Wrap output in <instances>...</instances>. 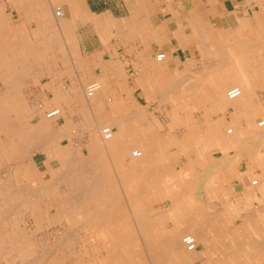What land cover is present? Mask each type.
<instances>
[{
  "label": "rangeland",
  "instance_id": "rangeland-1",
  "mask_svg": "<svg viewBox=\"0 0 264 264\" xmlns=\"http://www.w3.org/2000/svg\"><path fill=\"white\" fill-rule=\"evenodd\" d=\"M53 5L57 6V4ZM4 6L10 14L11 10L8 7L7 0L4 1ZM16 17L17 16L14 18L16 19ZM55 22L58 21L55 20ZM31 23L32 22L26 23L29 29L22 31L25 32L26 35L28 34L30 43L27 48L22 46V43L20 46H14L16 45L14 41L16 39L12 33L8 36L5 34V37L0 40V56H2L1 52L3 53L7 48L9 50L16 49V54L22 52L20 48L25 50L29 49L28 55L34 58L36 67V78H30L25 82L27 84L21 89L22 94L19 96L6 95L3 88H1V70L3 64L1 65L0 60V115L5 116L3 121L6 123V128H12V121L17 120V114L20 115V121L18 122H22L21 124L24 125L22 126L23 128L25 127V129H28L31 126L34 127L35 124L34 130L36 134H34L32 138L35 140H33L31 144L28 143L24 147V151L26 150L25 155H29L30 162L36 163L35 169L39 178L37 180L33 179L30 182L36 189L35 194L38 193V197L30 192V195L27 194L26 186H28V182L22 181L20 176L15 173L14 148L6 146L4 140L6 133L4 130L1 131L0 129V188H2L0 190V201L2 202L0 203V236L2 234L1 237L4 238L1 239L0 237V246L2 245L0 247V264H114L117 254L120 255L125 262L130 261L125 264H156L154 263V254L148 245L155 246V248L156 246L166 247L164 240L160 241V239L157 238L158 235H168L174 232L180 233L183 229L181 230L180 227L178 228L180 224L178 218L180 215L188 214L187 212L190 208L188 210L186 209L191 204L196 205V210L193 211L192 214H194L195 219L198 220L196 222L197 224L200 222L203 223L201 220L204 218H211V221H215L216 223L212 225L213 227L210 225L209 227L213 229L214 225H217V227L221 229L222 235L228 236L229 234L234 235L235 233L240 236L241 233H246L256 236V229L253 224L250 222L244 225L241 224L244 218L249 219V217H246L248 214L250 218L257 217L256 209L260 206V203L256 198L253 200L246 199L245 202L243 200L244 203H240V200L234 195L231 199L227 191L232 186L236 187V184L240 183L242 174L244 176L243 179H247V177L250 179L255 175H263L264 177V168L260 170L259 167L253 168L250 166L252 163V156L254 158H263L262 160L264 161V133L260 135V140L252 135L257 129L263 130V128H258L255 125L259 119L264 117V86L254 87L253 110L257 113L252 124L248 125L249 123L246 122V115L237 106H223L215 101L212 103L205 99L203 100L199 98L200 95L195 96L193 91L194 88L192 87H195L196 84L201 81L210 82L211 80H215L214 77L216 74L215 70L213 71L214 73H211V77H207L208 75L205 74L210 70L209 68H214L213 65H215L216 59L211 51L203 50L200 45L201 41L211 45L212 42L210 41L212 40L207 37L199 38L198 31H192L193 33L189 41H182V45L185 44V46L183 50H179V58L177 61L169 65L156 62L154 59L150 65L147 64L148 67H153L145 68L142 72L143 77L139 79V86L141 87L136 89L134 85H131V65L127 63V61L124 62L123 58L112 63L111 71L100 74L94 73L98 72L95 68L94 70H89L88 63L85 60L83 62L82 72L78 62L68 61L66 64L64 62L65 60H62V56L66 58V56L73 54V52L69 47L59 45V42L57 43L56 38L59 40V36H61L58 27H54V30L50 31H40L36 22ZM203 24L208 28L205 29L207 34L213 31L215 32V30L218 31L219 28L217 27L220 26L216 24L210 25L208 22ZM248 24L249 26L252 25L251 28L256 27L251 23ZM38 46L40 51L37 50ZM68 59H70L69 56ZM73 65H78L82 72L79 77L83 86L94 81L100 83V89L93 98H86L81 87L76 88V91L72 93L69 87L70 81H72L70 78L59 79L58 85L63 94L60 95L61 101H64L63 104L49 99V95H45L44 98L37 95L41 89L39 88V90L36 86L39 84L44 85V83L49 82L54 73L71 75L72 70H75ZM64 67H68L67 70L69 71L66 72ZM183 72H185L186 75ZM161 75H163L162 78H160ZM86 76H91L92 78L89 79L87 77L88 79H86ZM185 76L190 77L186 80ZM180 78L184 80L182 79L183 81H180ZM176 79L180 80L177 81ZM175 82H180L179 84L181 85L183 84L182 87L180 85V88L179 84L177 86ZM193 82L196 83H194L195 86ZM157 85L161 86L158 87ZM169 86L170 88H167L168 91L165 90L166 87ZM171 86L174 90H171ZM232 86L235 85H229L224 88L223 96L225 98L226 91ZM159 88L162 90L164 88V91H160ZM186 88H188L189 91L185 92L184 89ZM158 90L160 91L159 95L157 94ZM162 92L165 94V98ZM159 96H161V98ZM156 97L161 100L158 101ZM162 98L164 99L162 100ZM193 99L196 100L194 101ZM13 100H17L18 102L15 101L14 103ZM69 102H71V105ZM12 106L15 108L9 109ZM229 106L234 109L233 114L230 113L232 109L222 111ZM51 107L61 108V113L59 112L56 114L53 119H47L44 115L46 110ZM129 115L132 117L129 118ZM59 116L60 118L57 119ZM128 118L131 120L129 121ZM46 119L51 122L49 123L48 129L44 127L47 123L45 122ZM125 120H128V123H126L124 127V129H126V134L139 141L142 140L146 145L148 143L150 153L148 152V155L145 157V163L141 165L140 170L138 168L135 171L133 170L129 176L127 174L129 177L128 181H126L127 184L121 183L122 181L118 177L119 172L116 173V171H114L115 168L113 169V184L111 187L114 188V191H111H113L115 200L112 213L108 218L100 220L99 223L98 220L91 221V219L85 218L80 213L76 214L73 212V214L70 215L69 205L74 199L75 202L79 201L81 190L86 188L89 183L86 181L88 179H82L80 175V177L67 176L64 180L60 179L61 182L59 179L58 182L56 180L57 184L59 182V184H63H58V187L56 182H54L55 180L52 178L54 176L51 171L57 172L59 168L60 171L69 168V166H66V164L64 165V163L63 165L60 164L62 161L57 158L59 157L58 155L61 156L59 153H64L68 155V157L70 156L72 160H68L70 163L73 162V164H75L78 162V164H81L80 166L86 167L89 162H85V165L83 162L87 160L85 158L88 155L89 146H91L92 143L101 141L99 134L100 127L110 125L114 131V135H117L120 130L123 129L119 126H121ZM148 123L150 124L149 127H147L149 125ZM97 124H100V126L97 127ZM229 126L233 128L231 134L225 132V129ZM52 134L58 137H54ZM145 137L147 140H145ZM148 138L151 140H148ZM4 142L5 144L2 146ZM46 145L49 147H46ZM254 145H257L255 146L256 148H253ZM117 146V144L113 145V151ZM132 148L140 149L137 146ZM109 149H111V147H109ZM45 150L47 152L49 151L48 153L50 154L54 152V154L56 153L58 155L57 157L55 155L52 156L54 157L53 159ZM230 153L233 156L230 155ZM113 157L108 158L107 156V161L114 159ZM215 157H218V160L214 159ZM219 157H221V159ZM129 158L130 156L125 159L126 168L130 167V163H132L131 158ZM210 167H212L211 169H215L211 171ZM209 173L214 176L212 175L210 177ZM132 175H134L133 178L136 176L137 179L140 176L139 180L136 179V182L141 185L137 187L138 189H131V186L134 185L133 181H131ZM217 176L219 178L218 181L215 180ZM69 177H72V180H79L80 178L81 180H75L72 181L74 182L72 183ZM55 178H57V176ZM67 180L69 181L66 182ZM214 182L221 183L222 186L224 185V188L221 191H210L211 185L215 184ZM51 183H55V185ZM45 185L49 186L50 189L43 192L44 190L41 189V186ZM75 185L77 188H80V190L77 189L79 191H76ZM83 185L87 186L84 187ZM7 186H13L12 189H15L14 192L20 190V195L14 193L11 187L7 188ZM52 186L56 188L54 189ZM3 189L4 191H2ZM258 191L259 190H257L256 194L259 197L257 198L264 201V193ZM30 199L35 200L34 206L32 205L33 201ZM81 199L82 198H80V201ZM61 202L63 204L67 203L68 205H61L59 208L58 205ZM202 215L206 216L202 217ZM258 222L264 223V219L260 217ZM12 227H14L13 230L11 229ZM147 231L150 232L147 233ZM213 231L214 230H212V234ZM185 232L181 233L180 237L184 234H192L189 231ZM16 235L19 237L18 240L20 242L16 240L19 244L15 242ZM121 235L128 238L122 239L120 237ZM108 236H110L113 241H111V238H108ZM146 236L148 237L146 238ZM69 238L72 240L71 245L70 242H68L70 241ZM135 239L138 244H134L136 241ZM142 241L144 243H142ZM236 241L237 243L240 242V237L237 238ZM67 243L73 246H65L68 245ZM109 243L116 244L117 247H115L116 255H111L109 262H107L108 257L105 252V247ZM234 245L233 248L237 249V245ZM67 247L70 249L69 251H67ZM165 249L167 250V248ZM71 250L72 253L70 252ZM191 250L194 254L191 258L187 257V254H181L182 258H180L177 254L175 255L170 250H167L168 254L166 261H163L164 263L158 262V264H210L218 259V257L222 258V255H216L214 252L211 253L208 249L206 250L204 242L198 239L197 248L195 247ZM20 253L22 254L21 256ZM68 254L70 255L68 256Z\"/></svg>",
  "mask_w": 264,
  "mask_h": 264
},
{
  "label": "bare ground",
  "instance_id": "bare-ground-1",
  "mask_svg": "<svg viewBox=\"0 0 264 264\" xmlns=\"http://www.w3.org/2000/svg\"><path fill=\"white\" fill-rule=\"evenodd\" d=\"M45 1V0H44ZM1 2V1H0ZM47 3V1H45ZM40 3H44L43 1ZM12 4V3H11ZM48 4V3H47ZM41 5V4H40ZM17 6V5H16ZM27 6V5H26ZM52 6V5H51ZM66 6V5H65ZM1 7V5H0ZM27 8V7H26ZM51 9V8H50ZM137 9V8H136ZM149 9V8H148ZM147 9V10H148ZM3 10V9H2ZM158 11V10H157ZM209 12V9H208ZM51 13L50 17L54 15V20H57L58 22L60 21V15H61V11L58 8V6H52V9L48 12ZM152 14V12H151ZM198 14V12H197ZM5 15V14H4ZM197 16V15H195ZM148 17V16H147ZM194 17V16H193ZM21 19V18H20ZM251 19V18H250ZM8 20V19H7ZM18 20V19H17ZM32 20V19H31ZM199 20V19H197ZM6 21V20H5ZM11 21V20H10ZM192 21V18H191ZM3 22V21H2ZM66 22V21H65ZM193 22H196L195 20ZM198 22V21H197ZM237 22V21H236ZM8 23V22H7ZM12 23V22H11ZM43 23V21H42ZM188 23V22H187ZM248 23L253 24L254 26H256L255 28H251L252 25L249 26ZM10 24V22H9ZM40 24V23H39ZM199 24H201L200 26L197 27V25H195L197 27V29L195 28V31H198V36L199 38L202 37H207L209 39H211L212 42L211 45L205 44L202 41L200 42L203 50L206 51H211L212 54L215 56L216 59V63L214 66V68H209L210 70H208V72H206L205 74H207V77H211V73H214L213 71L215 70V80H211L210 82H204L201 81L200 83L196 84L195 82H193L195 87L194 88V93L195 96H199V98L201 99H205L207 101H210L212 103L217 102L218 104H222L224 105H235V107L237 106L247 117V123H249L248 125L252 124V121L254 119V117L256 116L257 112H254L255 110H253V103H254V93H255V89L254 87H262L264 86V12H262L257 18L256 20L252 23V22H245L244 24L240 25L239 27H237L236 29H219L218 31L215 30V32H211L210 34H207L205 31V29H208L205 24L199 22ZM211 24V23H210ZM51 25V24H50ZM65 25V24H64ZM186 25V24H185ZM30 26V25H29ZM53 26V25H51ZM156 26V24L154 25ZM159 26V25H158ZM253 26V27H254ZM38 27V26H37ZM58 27V26H57ZM65 27V26H64ZM157 27V26H156ZM162 27V26H161ZM52 28V27H51ZM163 28V27H162ZM53 29V28H52ZM214 29V28H213ZM48 30V29H47ZM59 30V29H58ZM41 31V30H40ZM44 31V30H43ZM50 31V30H48ZM71 31V30H70ZM158 32V31H157ZM159 33V32H158ZM44 34V33H42ZM47 34V33H45ZM195 35V33H194ZM42 36V35H41ZM44 36V35H43ZM189 36V35H188ZM11 37V36H10ZM16 37V35H15ZM185 37V36H184ZM195 37V36H194ZM1 38V37H0ZM13 38V37H11ZM17 38V37H16ZM191 38V36H190ZM18 39V38H17ZM179 39V38H178ZM20 40V39H19ZM187 40V39H186ZM134 41V40H133ZM17 42V40H16ZM35 42V41H34ZM199 42V41H198ZM58 43V41H57ZM43 44V43H42ZM23 45V44H22ZM15 46V45H14ZM31 46V45H30ZM184 48V47H183ZM200 48V47H199ZM32 49V48H31ZM11 50V49H10ZM35 50V48H34ZM37 50H39V46L37 47ZM40 51V50H39ZM42 51V50H41ZM226 51V52H225ZM129 52V51H128ZM2 53V52H1ZM25 53V52H24ZM36 53V52H35ZM40 53V52H39ZM163 53V52H162ZM29 54V53H28ZM161 53H158L155 55V61L156 62H160L162 63V61L166 58L165 53L164 56L161 59H158V55H160ZM17 56V55H16ZM1 58V56H0ZM39 58V57H38ZM193 58V57H192ZM4 58L0 59L1 60V65L3 64V60ZM208 59V58H207ZM202 60V59H201ZM200 60V61H201ZM97 61V60H96ZM203 61V60H202ZM213 61V59H212ZM197 62V61H196ZM83 63V62H82ZM164 63V62H163ZM200 64V63H199ZM213 64V63H212ZM48 65V64H47ZM34 66V65H33ZM153 66H150L149 68H151ZM210 67V66H208ZM161 68V67H160ZM43 69V68H42ZM166 69V68H165ZM191 69V68H190ZM193 70V69H192ZM21 71H25V68H22ZM151 71V70H150ZM160 71V70H159ZM168 71V70H166ZM165 71V72H166ZM198 71V70H197ZM3 72V70H2ZM4 73V72H3ZM185 73V72H183ZM198 73V72H197ZM168 74V73H167ZM173 74V73H172ZM184 75V74H183ZM186 75V73H185ZM153 77V76H152ZM163 75L160 76V78H162ZM172 77V76H171ZM183 77V76H182ZM186 80L188 77L190 76H185ZM218 77V79H217ZM213 78V79H214ZM168 79V78H167ZM174 79V77H173ZM181 79V80H180ZM180 81H183V78H180ZM183 79V80H182ZM191 79V78H189ZM177 80V79H176ZM177 80V81H179ZM247 80H251V81H247ZM200 81V80H198ZM27 82V81H26ZM92 83V82H90ZM89 83V84H90ZM94 83L97 84V88L95 89V91L93 92V94L91 96L87 95V92L85 90V88L83 89V94L85 95L86 98L90 99L93 98L96 93L99 91L100 89V83L94 81ZM180 83V82H179ZM177 82H175V84H178ZM163 84V83H162ZM161 84V85H162ZM159 85V86H161ZM181 84H179L180 87ZM183 85V84H182ZM181 85V87H182ZM229 85H235L232 86L231 88H229L226 91V98L223 96V91L224 88L229 86ZM158 86V85H157ZM158 86V87H159ZM175 86V87H177ZM63 87V86H62ZM154 87V86H153ZM163 87V86H162ZM172 87V86H171ZM180 87V88H181ZM187 87V86H185ZM238 88L240 90L239 95H237L234 98H229L228 96V91L232 88ZM6 88V87H5ZM166 87L165 90H167ZM184 88V87H183ZM190 88V87H189ZM4 89V88H3ZM22 89V88H21ZM64 89V88H63ZM160 89V88H159ZM187 89V90H186ZM184 89L185 92L189 91L188 88ZM191 89V88H190ZM264 89V88H263ZM32 90V89H31ZM65 90V89H64ZM162 89H160L161 91ZM171 90H174V88L172 87ZM261 90V89H260ZM258 90V91H260ZM159 90L157 91L158 95H159ZM164 91V88L163 90ZM168 91V90H167ZM180 91V90H179ZM262 91V90H261ZM3 92V91H2ZM1 92V93H2ZM73 92V90H72ZM173 92V91H172ZM184 92V93H185ZM67 93V92H66ZM167 93V92H166ZM183 93V94H184ZM68 95V94H66ZM162 95L165 98V94L162 92ZM25 97V96H24ZM69 97V96H68ZM161 98V96H159ZM261 97V96H260ZM157 98V97H156ZM162 98V100L164 99ZM198 98V99H199ZM21 99V98H19ZM158 99V98H157ZM197 99V100H198ZM22 100V99H21ZM161 100V99H160ZM158 99V101H160ZM172 100V99H171ZM194 101L196 99H193ZM36 101V100H35ZM174 101V100H173ZM15 102V101H14ZM18 102V101H16ZM105 102V101H104ZM26 104V103H24ZM33 104V103H32ZM37 105V104H36ZM39 105V104H38ZM34 106V105H33ZM77 106V105H76ZM160 106V105H159ZM165 106V104H164ZM163 106V107H164ZM188 106V105H187ZM261 106V105H260ZM74 107V106H72ZM167 107V105H166ZM262 107V106H261ZM31 108V106H30ZM35 108V107H34ZM37 108V107H36ZM75 108V107H74ZM86 108V107H85ZM89 108V107H88ZM168 108V107H167ZM77 109V108H76ZM232 109V111H230V113L233 114L234 109L229 106L224 108L222 111L224 110H230ZM54 111L57 110V113H54L52 116H48L47 112L50 111ZM221 110V109H220ZM23 111V110H22ZM61 113V108H51L49 110H47L45 112L44 117L47 119H53L56 114ZM182 112V111H181ZM137 113V112H136ZM132 114V113H130ZM259 115V113H258ZM19 114H17V120H13L12 121V128H6V123H4V119L5 116H1L0 115V129L1 131L4 130V132L6 133L5 135V142H6V146L7 147H12L14 148V159H15V173H17L20 178L22 179V181H27L28 182V186H26L27 189V194H29V192L31 194H35V188L33 187V185L31 184V180L33 179H38V175H37V171L35 169V164L33 162H30V157L29 155H25L26 150L24 151V147L29 143L31 144L33 142L32 139L34 137L35 130V124L34 127H29L28 129H25V127L23 128L22 126H24L23 124H21L22 122H18L20 121L19 119ZM261 116V115H260ZM127 117V116H126ZM132 116L129 115V118H131ZM213 117V116H212ZM262 117V116H261ZM121 118V117H120ZM123 118V117H122ZM128 118V120H129ZM45 122H47L45 124L44 127H47L45 129H48L49 127V120H47ZM113 119V118H112ZM127 119V118H126ZM242 119V118H241ZM128 120L123 121L124 123L122 124L121 122V129L120 132L117 135H114V131L112 129V127L110 125H106V126H102L99 129V134L101 137V141L99 142H95L92 143L91 146H89L88 150V155L85 159H87L86 161H84V165L85 162H89V164L86 167L80 166L81 164L78 162L73 164L70 163L71 157L69 158L68 155L64 154V153H59L61 154H54V152H52L51 154L48 153L46 150V152L48 154L52 156H56L57 155L59 157H57L59 160L62 161V164L64 163V165L66 164V166L68 165L69 168L65 169L63 171L57 170V172H52L53 176L52 177L56 182H58V179L60 181V179L67 178V176H78L82 179L86 178L88 180L87 183L88 186L86 187L85 185H83L86 188H83V190H81V201L79 198V201L75 202V199L73 202H71V204L69 205V213L70 215L73 214V212L80 213L82 214L85 218L91 219V221H97L100 223V220L102 219H106L108 218L111 213H112V208L114 205V196H113V191L114 188H112V184H113V169L115 168L114 171L119 172L118 177L120 178V180L122 181L121 183L127 184L126 181H128V176L131 174V172H133V170L135 171L136 169L139 168L141 165H143L146 161L145 157L148 155L149 152V146L148 143L147 145L145 144V142H143L142 140H137L135 138H133L132 136H128L125 132L126 129H124L125 124L128 123ZM131 120V119H130ZM129 120V121H130ZM226 120V119H225ZM193 121V120H192ZM134 122V121H133ZM242 122V121H241ZM15 123V124H14ZM41 123V122H40ZM103 123V122H102ZM147 123V122H146ZM101 124V123H100ZM100 124H97V127L100 126ZM149 124V123H148ZM147 124V125H148ZM207 124V123H206ZM232 124V123H231ZM243 124V123H242ZM150 124L147 126L149 127ZM233 126V125H232ZM256 127L258 128H263L264 130V117L259 119L256 122ZM42 127V126H41ZM135 127V126H134ZM5 128V129H4ZM104 128H109L110 134L111 136L106 138L104 136L103 133V129ZM136 128V127H135ZM36 129V128H35ZM86 129V128H85ZM151 129V128H150ZM87 130V129H86ZM132 130V129H131ZM227 134H231L233 132V128L232 127H227L225 129ZM263 130L261 129H257L256 131L253 132V136L257 137L258 140L260 135H262ZM45 131V130H44ZM43 131V133H44ZM40 132V131H39ZM178 132V131H177ZM239 132V131H238ZM41 133V132H40ZM55 133V132H53ZM2 135V134H1ZM54 136V134H52ZM154 136V135H153ZM52 137V136H51ZM54 137H58V136H54ZM148 137V136H147ZM152 137V136H151ZM146 138V137H145ZM229 138V137H228ZM247 138V137H246ZM50 139V138H47ZM53 139V138H52ZM140 139V138H139ZM242 139V138H241ZM256 139V138H255ZM264 139V138H263ZM55 140V139H54ZM120 140V141H119ZM147 140V138L145 139ZM148 140H151L148 138ZM45 141V140H44ZM48 141V140H47ZM50 141V140H49ZM255 141V140H254ZM2 143V146L5 144ZM42 142V141H41ZM120 142V143H119ZM241 142V141H240ZM253 142V141H252ZM256 142V141H255ZM38 144V143H37ZM48 144V143H47ZM117 144L118 146L114 149L113 151V145ZM153 144V143H152ZM217 144V143H216ZM255 144V143H254ZM257 144V143H256ZM264 144V143H263ZM150 145V144H149ZM199 145V144H198ZM230 145V144H229ZM259 145V144H258ZM261 145V144H260ZM34 146V145H33ZM44 146V145H43ZM137 146L140 149H133L132 147ZM175 146V145H174ZM228 146V145H227ZM232 146V145H231ZM254 145L253 148H256ZM32 147V146H31ZM46 147H49L46 145ZM109 147H111V149H109ZM152 147V146H151ZM263 148V147H262ZM162 149V148H161ZM171 149V148H170ZM228 149V148H226ZM241 149V148H240ZM251 149V148H250ZM261 149V148H260ZM12 150V149H11ZM48 150V149H47ZM148 150V151H147ZM166 150V149H165ZM214 150V149H213ZM253 150V149H251ZM256 150V149H255ZM254 150V151H255ZM151 151V150H150ZM163 151V150H162ZM198 151V150H197ZM237 151V150H236ZM37 152V151H36ZM29 153V152H28ZM139 153V154H137ZM150 153V152H149ZM255 153V152H254ZM27 154V153H26ZM46 154V153H45ZM47 154V155H48ZM239 154V153H238ZM252 154V153H251ZM230 155H232L230 153ZM241 155V154H239ZM256 155V154H254ZM107 156L108 158H113L114 159H110V161H107ZM130 156L132 163H130V167H125V159ZM233 156V155H232ZM231 156V157H232ZM244 156V155H243ZM201 157V156H200ZM222 157V156H221ZM221 157H219L221 159ZM47 158V157H46ZM54 159V157H52ZM129 158V159H130ZM224 158V157H223ZM233 158V157H232ZM9 159V158H8ZM84 159V160H85ZM218 160V157L214 158ZM229 159V158H228ZM263 159V158H262ZM259 157H253L252 156V163L250 166H252L253 168H258L261 170H263L264 168V161ZM27 160V161H26ZM45 160V159H44ZM13 161V160H12ZM72 161V160H71ZM213 161V160H212ZM233 161V160H231ZM250 161V159H249ZM9 162V161H8ZM218 162V161H217ZM221 163V162H220ZM212 164V163H211ZM225 164V163H224ZM129 166V164H128ZM222 166V165H221ZM161 167V166H160ZM196 167V166H195ZM74 168V169H73ZM76 168V169H75ZM87 168V169H86ZM204 168V167H203ZM212 167H210L211 169ZM225 168V166H224ZM56 169V168H55ZM79 169V170H78ZM81 169V170H80ZM207 169V168H206ZM215 169V168H213ZM211 169V171L213 170ZM79 171V172H77ZM224 171V170H223ZM164 172V171H163ZM204 172V171H203ZM215 172V171H214ZM222 172V171H221ZM249 172V171H248ZM14 173V175H15ZM161 173V172H160ZM213 173V172H212ZM218 173V172H217ZM128 174V176H127ZM159 174V173H158ZM163 174V173H162ZM211 174V173H209ZM230 174V173H229ZM9 175V174H8ZM80 175V176H79ZM160 175V174H159ZM7 176V175H6ZM12 176V175H11ZM57 176V178H55ZM134 175H132V180L134 185L131 186V189H138L137 187L141 186L139 185L138 182H136L137 180L140 179V176L137 177L135 176L133 178ZM208 176V175H206ZM205 176V177H206ZM229 176V175H228ZM249 176V175H248ZM260 176V178H259ZM259 176H253L252 178H248L247 179H243V174H242V178L240 180L239 184H236V187L232 186L231 188L228 189L227 194L232 197H236L238 200H240V203H244L246 199H257L258 202L260 203V206H258V208L256 209V218H250V215L248 214L249 219L244 218L243 223L241 225H244L245 223L250 222L251 224H253L254 228L256 229L255 233L256 236H252L250 234H246V233H241L240 236H238L237 234L234 233V235L229 234L227 235H222L221 229H219L217 227V225H214V228L211 229L210 226H212L214 223H216L215 221H211V218H204L201 221L203 223H199L197 224L196 222L198 221L197 219H195V215L192 214L193 211L196 210V205L195 204H191L187 207L186 210H188V214H183L179 216V221L180 224L178 225V228L180 227V229L182 231H180V233H170L168 235H158V239L164 240L166 247H161V246H150V244L148 245V247L151 249V251L153 252V256H154V263L158 264V262H165L166 261V257H167V250L171 251L173 254H177L180 258L181 254H187V257L193 256V251L191 249H188L187 244L184 242L183 238L186 237L187 235H190L191 237L194 238L195 240V246L197 248V239L204 242L205 244V248L206 250L208 249L211 253H215L216 255H222V258L216 259L213 263L210 264H264V223H259V219L261 217V219H264V201L259 197L256 193L257 190H259L260 192L264 193V177L263 175H259ZM72 177H69L71 179L70 182L78 180V179H73ZM150 177V176H149ZM193 177V176H191ZM209 177V176H208ZM206 177V178H208ZM11 178V177H10ZM81 178L79 180H81ZM117 178V177H116ZM145 178V177H144ZM230 178V177H229ZM239 178V177H238ZM52 179V181H53ZM69 179V180H70ZM118 179V178H117ZM137 179V180H136ZM142 179V178H141ZM189 179V178H188ZM218 176L215 179L216 181H218ZM12 180V179H11ZM66 180V179H65ZM69 180H67L66 182H68ZM78 180V181H79ZM229 180V179H228ZM6 181V180H5ZM13 181V180H12ZM47 181V180H46ZM78 181H77V185H78ZM118 181V180H116ZM192 181V180H191ZM225 181V180H224ZM43 182V181H42ZM56 182V185H58ZM69 182V183H70ZM84 182V180H83ZM150 182V181H149ZM211 182V181H210ZM221 182V181H220ZM18 183V182H17ZM53 183V182H52ZM51 183V184H52ZM63 183V182H62ZM74 183V182H72ZM85 183V182H84ZM120 183V184H121ZM138 183V184H137ZM153 183V182H152ZM205 183V182H204ZM213 183V182H211ZM226 183V182H225ZM5 184V183H4ZM14 184V183H13ZM48 184L50 185V183L48 182ZM81 184V183H80ZM201 184V183H200ZM199 184V185H200ZM221 184V183H220ZM10 185V184H9ZM19 185V184H17ZM52 185H55L52 184ZM59 185H63V184H59ZM58 185V187H59ZM82 185V184H81ZM80 185V186H81ZM5 186V185H4ZM3 186V187H4ZM16 186V185H15ZM22 186V185H21ZM20 186V187H21ZM24 186V185H23ZM66 186V185H65ZM72 186V185H71ZM82 186V187H83ZM228 186V185H227ZM11 186H7V188H10ZM13 187V186H12ZM11 187V189H12ZM53 187V186H52ZM69 187V186H67ZM76 187V191H79L80 188L75 185ZM81 187V189H82ZM119 187V186H118ZM151 187V186H150ZM159 187V186H158ZM208 187V186H206ZM54 188V187H53ZM56 188V187H55ZM54 188V189H55ZM72 188V187H70ZM121 188V187H120ZM125 188V187H124ZM197 188V187H196ZM203 188V187H202ZM2 188H0L1 190ZM19 189V188H18ZM41 189L44 190L43 192H46L47 189L49 190L50 187L45 185V186H41ZM79 189V190H77ZM152 189V188H151ZM13 190V189H12ZM113 190V191H111ZM122 190V189H121ZM131 190V191H132ZM4 191V189L2 190ZM9 191L11 192V190L9 189ZM15 191V189L13 190V192ZM23 191V190H21ZM63 191V190H62ZM150 191V190H149ZM204 191V190H203ZM258 191V192H259ZM41 192V191H40ZM42 192V194H43ZM56 192V191H55ZM59 192V190H58ZM75 192V191H74ZM112 192V193H111ZM137 192V191H136ZM14 193H18L20 195V190ZM48 193V192H47ZM73 193V192H72ZM168 193V192H167ZM241 193V194H240ZM38 193H36L35 195L37 196ZM70 194V193H69ZM79 194V193H78ZM118 194V193H117ZM135 194V192H134ZM194 194V193H193ZM32 195V196H33ZM34 195V196H35ZM76 195V194H75ZM149 195V194H148ZM234 195V196H233ZM243 195V196H242ZM47 196V194H46ZM117 196V195H116ZM133 196V195H132ZM131 196V197H132ZM38 197V196H37ZM76 197L78 198V196L76 195ZM142 197V196H141ZM150 197V196H149ZM200 197V195H199ZM33 198V197H32ZM244 198V199H243ZM12 199V198H11ZM15 199V198H14ZM17 199V198H16ZM34 199V198H33ZM73 199V198H72ZM120 199V198H119ZM140 199V198H139ZM13 200V199H12ZM32 200V199H30ZM70 200V199H69ZM204 200V199H203ZM237 200V201H238ZM244 200V202H243ZM28 201V200H27ZM32 205L34 204L35 200H32ZM5 202V201H3ZM7 202V201H6ZM26 202V201H25ZM0 203H2L0 201ZM14 204V202H13ZM26 204V203H25ZM246 204V203H245ZM10 205V204H9ZM19 205V204H18ZM61 205H65L67 206V203H60L58 205V207L60 208ZM257 205V204H256ZM262 205V206H261ZM4 206V205H2ZM34 206V205H33ZM57 206V205H56ZM64 206V207H65ZM207 206V205H206ZM218 206V205H217ZM6 207V206H5ZM257 207V206H256ZM4 208V207H3ZM209 208V207H208ZM218 208V207H217ZM252 208V207H251ZM250 208V209H251ZM255 208V206H254ZM7 209V208H6ZM5 209V210H6ZM18 209V208H17ZM198 209V208H197ZM210 209V208H209ZM220 209V208H219ZM218 209V210H219ZM234 209V208H233ZM254 210V209H252ZM4 211V210H2ZM12 211V210H11ZM51 211V210H50ZM164 211V210H163ZM213 211V210H212ZM222 211V210H221ZM19 212V211H18ZM142 212V211H141ZM211 212V211H210ZM223 212V211H222ZM225 212V210H224ZM4 213V212H3ZM6 213V212H5ZM49 213V212H48ZM52 213V212H51ZM157 213V212H156ZM251 213V212H250ZM1 214V213H0ZM4 215V214H3ZM224 215V214H223ZM227 215V214H226ZM14 216V215H13ZM206 216V215H202ZM254 216V215H253ZM1 217V216H0ZM255 217V216H254ZM259 217V218H258ZM14 218V217H13ZM197 218V217H196ZM223 218V217H222ZM221 218V219H222ZM155 219V218H154ZM217 219V218H216ZM1 220V219H0ZM7 220V219H5ZM4 220V221H5ZM9 220V219H8ZM112 220V219H111ZM224 220V219H223ZM234 220V219H233ZM3 221V222H4ZM26 221V220H25ZM211 221V222H210ZM16 222V221H15ZM82 222V221H81ZM108 222V221H107ZM167 222V221H166ZM2 223V222H1ZM221 223V222H220ZM8 224V223H7ZM110 224V223H109ZM263 224V225H262ZM10 225V224H9ZM12 225V223H11ZM121 225V224H120ZM124 225V224H123ZM168 225V224H167ZM14 226V225H13ZM18 226V225H17ZM162 226V225H161ZM6 227V226H5ZM19 227V226H18ZM160 227V225H159ZM213 227V226H212ZM217 227V228H216ZM241 227V226H240ZM3 228V227H1ZM14 227H12L11 229L13 230ZM101 228V227H100ZM121 228V227H120ZM244 228V226H243ZM22 229V228H20ZM152 229V228H151ZM218 229V230H217ZM6 230V229H5ZM19 230V229H17ZM144 230V229H143ZM212 230L213 234H212ZM7 231V230H6ZM20 231V230H19ZM160 231V230H159ZM169 231V230H168ZM185 231H189L192 234H184L180 237L181 233L185 232ZM1 232V231H0ZM3 232V231H2ZM13 232V231H12ZM11 232V233H12ZM150 231H147V233ZM161 232V231H160ZM224 232V231H223ZM16 233V232H15ZM138 233V232H137ZM186 233V232H185ZM226 233V232H224ZM110 234V233H109ZM155 234V232H154ZM227 234V233H226ZM8 235V234H7ZM150 235V233H149ZM2 236V234H1ZM0 236V237H1ZM15 236V235H14ZM13 236V237H14ZM17 236V235H16ZM12 237V238H13ZM60 237V236H59ZM122 239L124 238H128L126 236H120ZM141 237V236H140ZM148 236H146L147 238ZM240 237V242L237 243L236 239ZM3 237H1L2 239ZM108 238H111L110 236H108ZM4 239V238H3ZM19 237H15V242H17L16 240H18ZM228 239V240H227ZM56 240V239H55ZM70 241V245H71V241L72 240L69 238ZM103 240V239H102ZM111 241H113V239H110ZM136 240V239H135ZM1 241V240H0ZM19 241V240H18ZM141 241V238H140ZM3 242V241H2ZM20 242V241H19ZM159 242V241H158ZM232 242V243H231ZM5 243V242H4ZM142 243H144L142 241ZM3 244V243H2ZM16 244H19L18 242ZM65 244V243H64ZM68 245L65 246H69V243H67ZM134 244H138L137 240L134 242ZM234 244L237 245V249H234L233 246H235ZM239 245V247H238ZM2 246V245H1ZM0 246V247H1ZM203 246V245H202ZM115 247H117L116 244H112L109 243L106 247H105V252L107 254V262H109V258L111 255H116V249ZM185 251H184V249ZM199 247V246H198ZM75 248V247H74ZM167 248V250L165 249ZM241 248V250H240ZM68 249V247H67ZM70 249H68L67 251H69ZM150 251V252H151ZM23 252V251H22ZM72 253V250L70 251ZM44 253V252H43ZM48 254V253H47ZM67 254V253H66ZM75 254V253H74ZM148 254V253H147ZM202 254V253H201ZM214 254V255H215ZM22 254L20 253V256ZM24 255V254H23ZM46 255V252H45ZM44 255V256H45ZM70 254H68L69 256ZM171 255V254H170ZM197 256V255H196ZM238 259H237V257ZM24 257V256H23ZM171 257V256H170ZM213 257V256H212ZM224 257V258H223ZM73 258V257H72ZM75 258V257H74ZM81 258V257H80ZM172 258V257H171ZM176 258V257H175ZM76 259V258H75ZM149 259V258H148ZM174 260V259H173ZM190 260V259H189ZM194 260V259H193ZM26 261V260H25ZM208 261V260H207ZM67 262V261H66ZM130 262V261H128ZM125 262L123 260V258L117 254V257L114 261V264H125L128 263ZM163 262V263H164ZM188 262V261H187ZM34 263V262H33ZM131 264V263H129ZM188 264V263H187ZM190 264V263H189Z\"/></svg>",
  "mask_w": 264,
  "mask_h": 264
},
{
  "label": "crops",
  "instance_id": "crops-1",
  "mask_svg": "<svg viewBox=\"0 0 264 264\" xmlns=\"http://www.w3.org/2000/svg\"><path fill=\"white\" fill-rule=\"evenodd\" d=\"M0 1V40L5 34L8 36L12 33L17 40H14L15 46L22 43L27 48L30 43L28 34L22 32L29 29L26 23L36 22L39 30L46 31L58 26L61 36L56 41L73 52L68 55L70 59L62 56L66 64L68 61L78 62L83 72L82 62L86 60L88 69L95 68L98 72L94 73L100 74L111 71L112 63L123 58L124 62L131 65V85L136 89L141 87L139 79L143 77L142 72L148 67L147 64L153 62L156 54L165 53L166 58L162 61L164 64L170 65L178 60V52L185 46L182 41L190 40L192 31L201 25L199 22L233 30L245 22L253 23L264 12V0H45L48 4L44 0H7L11 10L9 14L4 6L5 0ZM53 4H57L61 11L59 22H55L50 17L51 13H48ZM20 50L22 52L16 54V49L7 48L1 53L0 59L4 58L1 88H4L6 95L19 96L22 94L21 88L27 84L25 82L36 78L35 60L28 55L29 49ZM73 66L75 70H72L71 75L54 73L49 82L36 86L41 89L37 95L43 98L49 95V99L63 104L60 97L63 94L58 85L60 78L72 79L73 82L69 84L71 91L75 92L76 88L81 87L83 92L85 86L79 77L82 72L78 65ZM22 68L25 71L19 72ZM64 69L69 71L68 67ZM14 108L12 106L9 109ZM214 183L210 191H221L224 188V185Z\"/></svg>",
  "mask_w": 264,
  "mask_h": 264
},
{
  "label": "built area",
  "instance_id": "built-area-1",
  "mask_svg": "<svg viewBox=\"0 0 264 264\" xmlns=\"http://www.w3.org/2000/svg\"><path fill=\"white\" fill-rule=\"evenodd\" d=\"M164 56L163 53H161L160 55H158V59H161L162 57ZM97 88V84L92 82L90 84H88L85 88L86 92H87V95L88 96H91L93 94V92L95 91V89ZM240 93V90L238 88H232L228 91V96L229 98H234L236 97L237 95H239ZM54 113H57V110H52L50 112H47V115L50 117L52 116ZM103 133H104V136L106 138L110 137L111 134H110V131H109V128H104L103 129ZM139 154V153H137ZM184 242L187 244V247L188 249H194L196 246H195V240L193 237H191L190 235H187L186 237L183 238Z\"/></svg>",
  "mask_w": 264,
  "mask_h": 264
}]
</instances>
